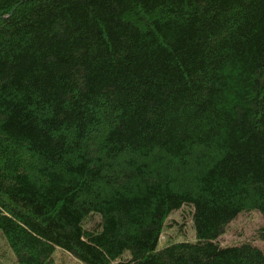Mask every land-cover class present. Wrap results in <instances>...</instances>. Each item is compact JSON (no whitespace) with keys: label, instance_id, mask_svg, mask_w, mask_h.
I'll use <instances>...</instances> for the list:
<instances>
[{"label":"trees","instance_id":"obj_1","mask_svg":"<svg viewBox=\"0 0 264 264\" xmlns=\"http://www.w3.org/2000/svg\"><path fill=\"white\" fill-rule=\"evenodd\" d=\"M185 207L195 241L158 249ZM248 213L260 246H223ZM0 240L9 264H264V0H0Z\"/></svg>","mask_w":264,"mask_h":264},{"label":"rangeland","instance_id":"obj_2","mask_svg":"<svg viewBox=\"0 0 264 264\" xmlns=\"http://www.w3.org/2000/svg\"><path fill=\"white\" fill-rule=\"evenodd\" d=\"M260 223L261 220L258 215L254 213L243 214L228 226L220 239V243L223 246H227L248 241L260 246L254 237L255 231L260 226ZM194 241L195 236L190 211L185 207L179 212L169 215L167 218L160 236L158 249L171 243H193ZM9 255L7 247L0 240V264H9ZM54 260L55 264H79L68 255L60 253L54 255Z\"/></svg>","mask_w":264,"mask_h":264}]
</instances>
